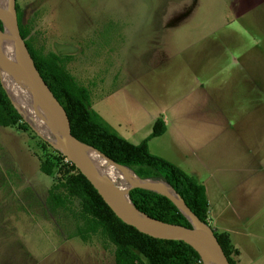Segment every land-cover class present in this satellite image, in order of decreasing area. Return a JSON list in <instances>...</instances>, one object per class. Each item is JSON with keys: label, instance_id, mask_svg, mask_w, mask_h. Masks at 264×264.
Wrapping results in <instances>:
<instances>
[{"label": "rangeland", "instance_id": "1", "mask_svg": "<svg viewBox=\"0 0 264 264\" xmlns=\"http://www.w3.org/2000/svg\"><path fill=\"white\" fill-rule=\"evenodd\" d=\"M17 4L30 46L63 57L90 107L121 137L138 144L163 119L166 131L148 141L150 152L210 196L226 189L228 211L212 208L207 226L249 231L242 254L232 232L231 259L264 264V0ZM46 143L30 126H0V264H115L114 245L100 234L69 237L74 216L48 206L59 173L39 170L57 151Z\"/></svg>", "mask_w": 264, "mask_h": 264}, {"label": "trees", "instance_id": "2", "mask_svg": "<svg viewBox=\"0 0 264 264\" xmlns=\"http://www.w3.org/2000/svg\"><path fill=\"white\" fill-rule=\"evenodd\" d=\"M20 36L34 60L41 77L63 106L70 121L71 133L83 144L92 147L114 163L136 169L141 179L152 178L169 185L189 211L208 225V201L203 184L184 172L174 163L150 152L148 141L166 131L162 118H157L151 132L138 144L121 137L100 115L90 107L89 91L76 83L63 64V57L36 52L26 40V30L21 25V11L14 4ZM0 29L2 23L0 21ZM0 126H17L27 130L29 125L13 105L0 81ZM47 144V143H46ZM46 147L45 144H43ZM44 157L39 170L50 176L57 169L59 179L48 190L50 209L70 211L77 221L75 232L69 237L86 241L90 235L100 234L114 245L115 264H203L200 254L190 245L171 240H159L138 232L119 220L105 204L92 185L73 164L62 161L55 151ZM128 196L134 207L146 216L173 226L191 227L188 218L167 196L135 187ZM74 199L79 208L74 210ZM230 264L236 253L227 232H214Z\"/></svg>", "mask_w": 264, "mask_h": 264}, {"label": "water", "instance_id": "3", "mask_svg": "<svg viewBox=\"0 0 264 264\" xmlns=\"http://www.w3.org/2000/svg\"><path fill=\"white\" fill-rule=\"evenodd\" d=\"M8 2L12 4L14 29L17 33V36H13L12 32L9 29L7 20L3 21L0 19L2 23V29H0V63H2L6 68H8L11 74L18 78L16 79L17 82L15 81L14 83L17 85V88L22 93L26 106H29L31 110H35L36 112L38 111L39 114L43 115L44 117L47 116L52 121L53 125L56 127L58 134L54 130H52L50 132H47L48 134L46 138V136H44L37 129L35 122H32L30 118L26 119L23 116V114L20 112L19 104L13 97H10V95L3 86L13 105L21 115L22 119L28 123V125L39 137H45L44 141L51 145L55 150L60 152L68 162L73 164L75 168L79 170V172L92 185V187L96 190L98 195L102 198V200L110 208L114 215L124 224L129 225L135 228L138 232L155 239L179 241L192 246L200 254L203 264H209L206 257L212 258L216 264H230L227 256L225 255L224 250L218 243L214 232L206 224L200 222L189 211V209L184 205L183 201L174 191L173 192L175 193L177 200H175L169 194L161 192L158 189L145 188L143 184L140 183L133 184L128 189L129 192L130 189L139 187L155 191L169 197L181 210V212L188 218L191 223L190 228L164 224L139 212L135 207L133 208V210L138 212L143 218L132 216L128 212L130 206L125 201V199L119 197L108 184H106L103 180L99 179L95 175L84 154V146L86 148H93L83 144L72 135L70 121L65 109L41 77L38 69L34 64V60L32 59L26 47L24 40L20 36L17 25L16 12L14 8L15 0H4L2 2L3 10L4 12L7 11ZM58 138L61 139L63 149H60L54 143L58 140ZM95 151L98 152L97 150ZM99 154L115 166L121 168H128L114 163L100 152ZM141 180L143 182L153 183L161 181L152 178H145ZM146 220L152 223L147 222ZM160 225H166L169 226V228L161 229ZM198 247L203 248L204 253H206L207 255L205 258L198 249Z\"/></svg>", "mask_w": 264, "mask_h": 264}, {"label": "bare ground", "instance_id": "4", "mask_svg": "<svg viewBox=\"0 0 264 264\" xmlns=\"http://www.w3.org/2000/svg\"><path fill=\"white\" fill-rule=\"evenodd\" d=\"M3 1L4 0H0V19L3 21L7 20L10 31L12 32L13 36L16 37L17 33L14 29V17H13L12 4L8 2L7 11L4 12L3 6H2ZM0 73H1V81H2L4 88L6 89L10 97H13L17 101V103L20 106V112L23 114V116L26 119L30 118L32 122H35L37 129L44 136H46V138L48 134L47 132H50L52 130H54L58 134L56 127L53 125L52 121L47 116L44 117L43 115H40L38 111L36 112L35 110H31L29 106H26L22 93L17 88V85L14 83L16 79L18 78L15 77L13 74H11L8 68H6L2 63H0ZM39 138H42L43 140L45 139V137H39ZM54 143L56 144L57 147H59L60 149H63V145H62L60 138H58V140L55 141ZM84 154L88 160L90 167L94 171L95 175L99 179L103 180L106 184H108L119 197L125 199V201L130 206V209L128 210V212L132 216L143 218L138 212L133 210L134 206L128 197V189L133 184L140 183V184H143L145 188L158 189L161 192H165L169 194L171 197L177 200V197L175 193L173 192V190L162 181H158L155 183L143 182L139 177H137L132 172L131 169L115 166L111 164L110 162H108L106 159H104L99 154V152H96L94 149H91V148H86L85 146H84ZM146 221L150 222L148 220ZM160 228L168 229L169 226L160 225ZM198 249L200 250V252L205 258L207 255L206 253H204L203 248L198 247ZM206 258L209 264H216L212 258L210 257H206Z\"/></svg>", "mask_w": 264, "mask_h": 264}, {"label": "crops", "instance_id": "5", "mask_svg": "<svg viewBox=\"0 0 264 264\" xmlns=\"http://www.w3.org/2000/svg\"><path fill=\"white\" fill-rule=\"evenodd\" d=\"M203 184V183H202ZM204 185V184H203ZM205 190H206V198H207V201H208V214L211 213V210L212 208H216L214 209V211H216L217 209V214L216 212H214L216 215H221L223 216L225 213H226V210L230 207L231 205V196H230V193L226 191V189H224L223 187H220V186H217V188L215 189L217 192L216 194L214 193L213 196H210L208 194V189H207V186H205ZM230 200V201H229ZM228 211V210H227ZM233 231L230 230V229H224L223 232H227L229 234V237H230V241H232L231 239V236H232V232H235L237 233L236 234V237H238V242L240 243L239 245H235L237 250H239L240 254L244 253V250H245V253L246 252H249L248 250L246 249H242L243 248V244L246 242L245 239H247L248 235H251L249 231H245V230H242V229H237L235 227H233ZM239 234V235H238ZM238 235V236H237ZM253 256H256V254H252ZM258 263V262H257Z\"/></svg>", "mask_w": 264, "mask_h": 264}]
</instances>
